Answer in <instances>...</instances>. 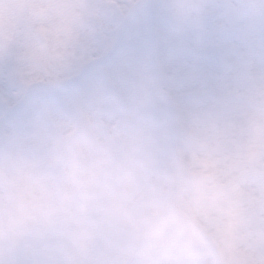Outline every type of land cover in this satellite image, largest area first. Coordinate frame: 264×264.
Listing matches in <instances>:
<instances>
[{
	"label": "clouds",
	"instance_id": "clouds-1",
	"mask_svg": "<svg viewBox=\"0 0 264 264\" xmlns=\"http://www.w3.org/2000/svg\"><path fill=\"white\" fill-rule=\"evenodd\" d=\"M120 7L114 25L177 18L173 5ZM226 9L264 42V0H208L185 14L213 33ZM238 103L243 119L260 118L264 166V95L242 88ZM249 167L202 150L135 80L100 97L75 80L37 85L0 121V264H264V173Z\"/></svg>",
	"mask_w": 264,
	"mask_h": 264
},
{
	"label": "rangeland",
	"instance_id": "rangeland-1",
	"mask_svg": "<svg viewBox=\"0 0 264 264\" xmlns=\"http://www.w3.org/2000/svg\"><path fill=\"white\" fill-rule=\"evenodd\" d=\"M138 1L0 0V121L4 118L5 105L10 107L22 99L32 85L55 83L78 75L73 71L75 65H88L96 59L88 50L86 38L109 25L115 26L112 13L122 12L121 5L135 6ZM206 2L208 0H161L160 5L175 7L177 18L171 27H165L157 18L155 39L170 28L186 32L194 42L215 39L224 48L220 67L194 97H184L175 90H162L172 100L181 128L194 143L236 164L247 160L251 167L245 168L244 174L258 178L264 173L255 147L260 118L257 115L243 119L238 98L242 88L250 89L256 101L264 95V69L261 68L264 42L260 39L258 25L243 22L235 10L226 9L229 18L215 26L214 34L204 30L198 18L186 16L187 6ZM217 2L231 5L237 0ZM239 2L257 8L260 5V0ZM149 17L131 26L133 35L139 31L149 41L134 69V80L145 100L163 110L170 107L152 88L154 53ZM121 23L126 21L122 19ZM157 57L162 75L164 63L158 51ZM120 84L107 69L98 66L87 79L78 82V87L84 93L100 97L108 88L118 93ZM25 123L22 120L17 125L18 134H23Z\"/></svg>",
	"mask_w": 264,
	"mask_h": 264
},
{
	"label": "snow or ice",
	"instance_id": "snow-or-ice-1",
	"mask_svg": "<svg viewBox=\"0 0 264 264\" xmlns=\"http://www.w3.org/2000/svg\"><path fill=\"white\" fill-rule=\"evenodd\" d=\"M88 50L96 58L95 64H78L73 67L79 77L103 67L120 83L134 80V69L142 55L148 38L126 25H109L86 38ZM153 46L160 53L164 71L156 86L175 90L184 97H194L206 87L220 67L224 48L220 42L209 38L194 42L189 34L175 28L160 32ZM65 84H56L58 89Z\"/></svg>",
	"mask_w": 264,
	"mask_h": 264
},
{
	"label": "bare ground",
	"instance_id": "bare-ground-1",
	"mask_svg": "<svg viewBox=\"0 0 264 264\" xmlns=\"http://www.w3.org/2000/svg\"><path fill=\"white\" fill-rule=\"evenodd\" d=\"M147 2L149 3V5H160L161 4V0H147ZM152 17V27H151V32H152V48L154 51H156V48L153 46V42L155 41V37H156V22H157V18L155 15H151ZM153 79H152V88L155 92L159 93V95L166 100V96L164 95V93L162 92L161 88H158L156 86V82L157 80L161 77V71L158 65L154 66V71H153Z\"/></svg>",
	"mask_w": 264,
	"mask_h": 264
},
{
	"label": "water",
	"instance_id": "water-1",
	"mask_svg": "<svg viewBox=\"0 0 264 264\" xmlns=\"http://www.w3.org/2000/svg\"><path fill=\"white\" fill-rule=\"evenodd\" d=\"M141 1H143V0H141ZM140 1V2H141ZM96 63V61H94V62H92L91 64H95ZM168 100V102H169V105L171 106V109H173V105H172V102H171V100L170 99H167Z\"/></svg>",
	"mask_w": 264,
	"mask_h": 264
}]
</instances>
